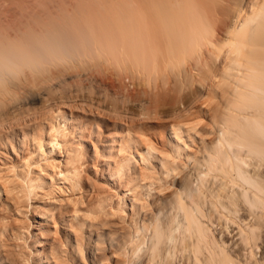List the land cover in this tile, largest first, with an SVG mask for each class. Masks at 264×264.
Here are the masks:
<instances>
[{
	"label": "bare ground",
	"instance_id": "obj_1",
	"mask_svg": "<svg viewBox=\"0 0 264 264\" xmlns=\"http://www.w3.org/2000/svg\"><path fill=\"white\" fill-rule=\"evenodd\" d=\"M103 52L165 64L182 85L209 81L213 137L194 174H167L174 188L130 227L96 234L91 264H264V0H0V116L38 79H65ZM57 117L46 143L60 149Z\"/></svg>",
	"mask_w": 264,
	"mask_h": 264
},
{
	"label": "rangeland",
	"instance_id": "obj_2",
	"mask_svg": "<svg viewBox=\"0 0 264 264\" xmlns=\"http://www.w3.org/2000/svg\"><path fill=\"white\" fill-rule=\"evenodd\" d=\"M118 61L103 52L65 79L40 78L0 116V251L15 264H91L96 234L130 227L174 188L167 174H194L213 137L209 81L182 85L165 64ZM59 111L60 149L46 143Z\"/></svg>",
	"mask_w": 264,
	"mask_h": 264
},
{
	"label": "clouds",
	"instance_id": "obj_3",
	"mask_svg": "<svg viewBox=\"0 0 264 264\" xmlns=\"http://www.w3.org/2000/svg\"><path fill=\"white\" fill-rule=\"evenodd\" d=\"M5 61L4 58L0 57V67H5ZM9 71H11V67L9 66Z\"/></svg>",
	"mask_w": 264,
	"mask_h": 264
}]
</instances>
